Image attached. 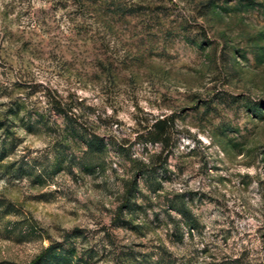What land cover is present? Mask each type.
<instances>
[{
    "label": "rangeland",
    "instance_id": "rangeland-1",
    "mask_svg": "<svg viewBox=\"0 0 264 264\" xmlns=\"http://www.w3.org/2000/svg\"><path fill=\"white\" fill-rule=\"evenodd\" d=\"M0 124V264H264V0H0Z\"/></svg>",
    "mask_w": 264,
    "mask_h": 264
},
{
    "label": "trees",
    "instance_id": "trees-1",
    "mask_svg": "<svg viewBox=\"0 0 264 264\" xmlns=\"http://www.w3.org/2000/svg\"><path fill=\"white\" fill-rule=\"evenodd\" d=\"M52 112L61 117L63 121L65 122V132L68 134V136L71 139L78 140L81 144L85 146V151L82 153V157L78 160L77 165L81 168L82 171H89L91 168V162H94L93 160L97 159V156L103 153L105 149L104 141L102 138L97 136L96 134H88L84 131V129L77 123V120L75 119V116L70 113V111H66L63 107H61L59 104H55L52 106ZM1 126V124H0ZM35 125L28 123L26 125V131L33 132ZM153 142L157 141L156 138L152 139ZM62 156V155H61ZM58 156L59 162L62 165V163H65L66 161L69 162L68 166L69 169L71 168L72 161L71 159L68 160L67 157H61ZM2 157V156H1ZM1 161V160H0ZM61 165L59 167H61ZM22 167H19L15 171V180H18L22 178L23 172ZM60 171V170H59ZM145 173H143L144 175ZM149 178H153V176H149ZM135 184V183H134ZM136 185V184H135ZM133 188L132 186H129L125 191L124 196V202L122 206L119 208V212L124 213L125 211H131L132 207L135 205H132L131 202L135 197L133 196ZM179 214L182 215L184 218H189V213L185 209V207H182L180 210H178ZM53 247H48L40 256H38L33 262L30 264H42L46 261H49L53 258V260L59 261V257L55 255L49 254L50 251H52Z\"/></svg>",
    "mask_w": 264,
    "mask_h": 264
}]
</instances>
